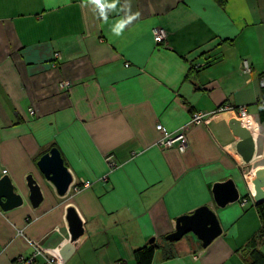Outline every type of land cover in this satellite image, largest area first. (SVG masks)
Wrapping results in <instances>:
<instances>
[{
    "label": "crops",
    "instance_id": "0c3cea01",
    "mask_svg": "<svg viewBox=\"0 0 264 264\" xmlns=\"http://www.w3.org/2000/svg\"><path fill=\"white\" fill-rule=\"evenodd\" d=\"M156 27L167 33L163 44L154 43ZM261 78L264 0H0V178L24 198L0 210V264L32 254L30 242L48 254L64 244L68 207L84 233L62 264H138L134 250L150 239L160 246L151 264H246L261 224L249 165L233 144L238 108L264 128ZM61 81L72 86L59 90ZM195 113L204 123L191 124ZM182 128L183 154L158 146ZM51 148L73 178L63 197L36 166ZM30 174L43 196L36 209ZM227 179L240 198L219 209L212 186ZM201 206L222 234L205 249L191 234L166 242L175 220ZM37 264L49 263L42 255Z\"/></svg>",
    "mask_w": 264,
    "mask_h": 264
},
{
    "label": "water",
    "instance_id": "95a60500",
    "mask_svg": "<svg viewBox=\"0 0 264 264\" xmlns=\"http://www.w3.org/2000/svg\"><path fill=\"white\" fill-rule=\"evenodd\" d=\"M253 123L251 117L240 119L235 124V133L238 141L233 144L234 149L241 157L245 165H250L256 153V144L249 125ZM36 166L42 178L50 183L58 197L67 194L73 178L63 159L56 148H51L42 155L36 162ZM250 195L258 203L264 201V168L254 170L249 182L245 179ZM25 185L28 190L27 199L33 209H36L43 200L41 188L38 182L30 174L25 178ZM213 201L217 208L223 209L228 205L238 202L240 194L232 179L218 182L212 186ZM23 196L16 191L9 177L3 175L0 178V210L9 212L23 205ZM65 221L67 225L68 239L64 244L56 246L50 252V256L62 264L70 251L71 244L78 240L84 233L83 223L73 207L66 209ZM191 234L205 249L212 241L222 234L216 214L208 206H201L191 214L182 215L175 220V229L165 236V241L171 244L179 242L186 235ZM153 239L148 244L152 245Z\"/></svg>",
    "mask_w": 264,
    "mask_h": 264
},
{
    "label": "built area",
    "instance_id": "2783aa9c",
    "mask_svg": "<svg viewBox=\"0 0 264 264\" xmlns=\"http://www.w3.org/2000/svg\"><path fill=\"white\" fill-rule=\"evenodd\" d=\"M152 35L153 40L156 45L163 44L166 41L167 33L162 27H156L152 29ZM54 59H61V56L59 53L54 54ZM127 66V64L125 65ZM242 73L245 75H250L252 73V70L250 68V65L243 61L242 64ZM72 86V82L70 81H61L58 83V89L65 91L68 90ZM260 87L264 88V78H261L260 80ZM260 107L264 109V99L260 100L258 102ZM33 112L30 110V114ZM237 115L239 119H245L248 118V113L246 112V109L244 107H240L237 110ZM204 123L203 116L201 114H193L191 119V124H202ZM251 125H257V123H252ZM157 130H161V126H156ZM186 128H182L178 130L177 132H174L173 134L166 135L163 139H161L158 142V146L162 149H169V148H175L179 153L183 154L188 147L187 138H186ZM106 163L110 168L114 167V163L112 162L111 156H107L105 158ZM89 184L86 182L85 186H88ZM246 200H243L241 205L244 206L246 204ZM35 250L32 254L26 255V256H18L16 257L11 264H37V258L38 256H45L47 259V262L49 264H58V261L56 258L50 256L47 251H45L41 246H39L36 242H30Z\"/></svg>",
    "mask_w": 264,
    "mask_h": 264
},
{
    "label": "trees",
    "instance_id": "16d2710c",
    "mask_svg": "<svg viewBox=\"0 0 264 264\" xmlns=\"http://www.w3.org/2000/svg\"><path fill=\"white\" fill-rule=\"evenodd\" d=\"M218 3L223 4L224 0H216ZM264 99V98H263ZM255 209L259 216L261 229L258 235L253 236L245 246L243 252L246 253V264H264V254L257 249L260 238H264V201L255 205ZM170 245V244H169ZM171 246V245H170ZM160 246L157 244L136 248L134 250V257L138 264H151L154 252ZM172 251V250H171ZM169 249L167 253H164V258H171L174 253Z\"/></svg>",
    "mask_w": 264,
    "mask_h": 264
},
{
    "label": "bare ground",
    "instance_id": "6f19581e",
    "mask_svg": "<svg viewBox=\"0 0 264 264\" xmlns=\"http://www.w3.org/2000/svg\"><path fill=\"white\" fill-rule=\"evenodd\" d=\"M249 130L252 133L256 144V155L253 162L249 165V173L247 179L250 180V176L255 169L264 168V128L261 125H249ZM65 238H68V233L65 232Z\"/></svg>",
    "mask_w": 264,
    "mask_h": 264
},
{
    "label": "clouds",
    "instance_id": "9594fccd",
    "mask_svg": "<svg viewBox=\"0 0 264 264\" xmlns=\"http://www.w3.org/2000/svg\"><path fill=\"white\" fill-rule=\"evenodd\" d=\"M94 2H95L97 5L100 4V0H94ZM136 16H138V13L136 14ZM136 16H132V17H130L128 22H130L132 19H135ZM120 27H123V24H121Z\"/></svg>",
    "mask_w": 264,
    "mask_h": 264
},
{
    "label": "rangeland",
    "instance_id": "374dc122",
    "mask_svg": "<svg viewBox=\"0 0 264 264\" xmlns=\"http://www.w3.org/2000/svg\"><path fill=\"white\" fill-rule=\"evenodd\" d=\"M248 171V169L247 168H245V170L244 171ZM237 204V203H236ZM248 209H251V205L248 207ZM188 235H186L185 237H183L182 238V240L184 239L185 240V238L187 237ZM261 249H264V243H262V245H261Z\"/></svg>",
    "mask_w": 264,
    "mask_h": 264
}]
</instances>
